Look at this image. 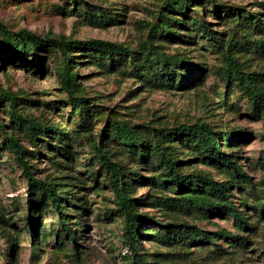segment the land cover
Masks as SVG:
<instances>
[{
	"label": "rangeland",
	"instance_id": "374dc122",
	"mask_svg": "<svg viewBox=\"0 0 264 264\" xmlns=\"http://www.w3.org/2000/svg\"><path fill=\"white\" fill-rule=\"evenodd\" d=\"M82 1L87 6L71 0H0V26L8 32L102 40L131 49L137 59L135 66L98 55L77 60L79 95L88 99L95 113L89 126L81 128L67 95L60 90L57 53H41L44 64L38 67L42 60L38 56L34 62L26 61L0 48V264H133L123 244L122 218L117 216L108 176L92 148L99 143L103 129L111 133L114 121L153 134L207 123L232 135L221 153L231 155L250 179L249 184L239 180V186L228 189L229 201L251 225L245 230H239L226 213L177 212L160 201L177 194L152 182L135 183L133 197L141 200L139 211L157 223L145 226L140 238L138 253L145 264H264V216L259 211L264 204V112L253 115L249 98L235 80L222 78L231 61L250 85L264 89V32L248 28L231 15L219 12L217 16L221 8L228 7L257 13L264 22V0H203L194 8L191 16L201 20L203 15L221 44L219 49L188 23L159 20L162 0ZM79 9L102 15V23L96 25ZM1 36L0 32V46ZM160 54L181 58L197 69L180 73L186 76L181 87H159L164 72V66L156 63ZM30 123L57 128L61 135L54 138L48 132L40 136L36 148L29 138ZM7 137L33 151L35 157H30L29 164L35 178L61 185L68 200L65 222L76 231L74 244L59 235L61 228L50 204L32 224L27 181L2 145ZM45 141L62 150L49 148ZM108 146L114 153L113 162L144 178L157 176L153 168L157 160L146 163L131 158L113 139ZM173 153L183 173L216 182L232 181L231 170L203 162L193 148L174 144ZM174 223L194 226L201 237L206 233L210 239L182 245L160 242L155 233H167L165 225ZM221 230L240 237L241 244L212 236Z\"/></svg>",
	"mask_w": 264,
	"mask_h": 264
},
{
	"label": "trees",
	"instance_id": "16d2710c",
	"mask_svg": "<svg viewBox=\"0 0 264 264\" xmlns=\"http://www.w3.org/2000/svg\"><path fill=\"white\" fill-rule=\"evenodd\" d=\"M71 1L75 4L78 2L80 5L87 6L82 0ZM202 2L203 0H162L159 20L167 23H188L190 28L195 27L201 33L202 38L214 43L216 46L214 44L212 46L219 49L221 44L213 37V31L209 29L203 15H201V20L191 16L194 8ZM80 10L89 15L96 25L102 23V15L97 16L92 10L87 11L88 9ZM219 12L223 16L231 15L239 21H243L248 28H252L254 31L264 32V22L257 13L240 12L237 9H229L228 7L221 8L217 12V16H219ZM0 32L2 33L1 51L9 52L19 59L32 60L33 62L35 56H38L37 59H42L38 67L44 64L43 58L45 56L41 53L55 52L59 55L61 70L58 72V83L60 90L67 95V104L77 115L81 128L89 126L95 113L92 111L88 99L79 95L80 85L77 82L78 75L75 71L79 64L77 60L89 55H98L103 58L121 59L123 65L128 62L130 66H135L137 63L134 51L111 42L53 39L40 37L25 30L11 33L4 26H0ZM156 63L164 66L163 77L157 83L159 87H181L182 84L180 83L185 81L186 76L180 73L197 69L196 66L181 58L163 54L156 57ZM223 74L225 77L222 76V78L227 82L235 80L237 88L249 98L252 114L255 116L261 115L264 112V89L250 85L249 79L245 78L231 61ZM30 124L28 126L29 138L36 148L40 136H44L48 132L54 135V138H59L61 135L57 128L49 127L47 129V127L39 124ZM108 132L109 130L103 129L99 143L93 144L92 148L102 169L105 170L108 176L110 189L117 207L116 213L118 217L122 218L123 244L130 252V259L133 264H145L138 253L140 238L146 231L145 226L157 224L152 217L139 211L141 200L133 197L135 183L152 182L151 184H156L163 190L177 194L178 197L176 198L165 197L160 199L163 204L172 207L177 212L188 213L191 210H197L204 216L226 213L234 219L239 230L251 228L248 219L229 201L228 189L230 186H239V180L250 183L249 177L243 173L242 168L237 165L233 157L221 153L222 147H227L230 144L232 138L230 133L216 131L209 124L199 122L162 129L153 134L144 131V129H138V127L128 126L122 121L112 122L111 133ZM110 139L117 142L120 148L125 149L131 158L139 157L140 162L146 161V163H149L151 159L157 160L156 167H153L158 172L157 176L144 178L138 172L128 170L122 163L113 162L111 157L114 153L108 148ZM45 144L57 151L62 150L59 145L53 146L47 141H45ZM174 144L184 148H193L203 162L209 161L214 166L226 167L231 170L232 181L216 182L212 178L203 177L200 174L181 172V163L173 153ZM2 145L13 155L14 160L22 169L23 177L27 181L28 213L31 214L29 219L31 218L32 224L34 225L36 215L41 216L50 204L56 215L57 224L61 228L59 235H64L68 242L74 244L76 231L72 230L65 222L64 204H68V200L61 191V185L34 177L30 169L29 159L35 157V154L33 151L26 150L15 138L7 137ZM259 211L264 216V204L259 207ZM165 226L169 228L167 233H155L158 240L164 244L182 245L194 241V243H202L203 240L210 239L206 237L209 234L203 233L204 236L201 237L202 233L196 227L186 223H174ZM212 236L214 238L229 239L236 245L241 244L240 237L234 236L225 230L213 233Z\"/></svg>",
	"mask_w": 264,
	"mask_h": 264
}]
</instances>
